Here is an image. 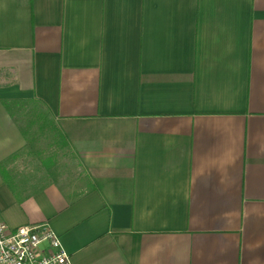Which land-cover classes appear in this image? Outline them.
Listing matches in <instances>:
<instances>
[{"label": "crops", "instance_id": "1", "mask_svg": "<svg viewBox=\"0 0 264 264\" xmlns=\"http://www.w3.org/2000/svg\"><path fill=\"white\" fill-rule=\"evenodd\" d=\"M23 102L69 188L35 186ZM0 215L73 264H264V0H0Z\"/></svg>", "mask_w": 264, "mask_h": 264}, {"label": "rangeland", "instance_id": "2", "mask_svg": "<svg viewBox=\"0 0 264 264\" xmlns=\"http://www.w3.org/2000/svg\"><path fill=\"white\" fill-rule=\"evenodd\" d=\"M12 113L14 122L25 139L26 147L22 156L25 167L35 173L32 176L35 186L55 183L69 188L77 168L53 130L51 119L43 107L23 102L13 106Z\"/></svg>", "mask_w": 264, "mask_h": 264}, {"label": "built area", "instance_id": "3", "mask_svg": "<svg viewBox=\"0 0 264 264\" xmlns=\"http://www.w3.org/2000/svg\"><path fill=\"white\" fill-rule=\"evenodd\" d=\"M0 264H73L46 226L10 228L0 215Z\"/></svg>", "mask_w": 264, "mask_h": 264}]
</instances>
